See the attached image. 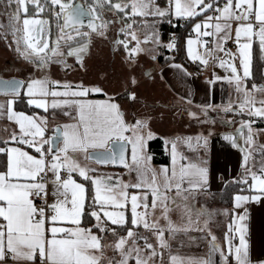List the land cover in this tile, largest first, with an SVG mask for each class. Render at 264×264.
Listing matches in <instances>:
<instances>
[{
	"label": "crops",
	"instance_id": "0c3cea01",
	"mask_svg": "<svg viewBox=\"0 0 264 264\" xmlns=\"http://www.w3.org/2000/svg\"><path fill=\"white\" fill-rule=\"evenodd\" d=\"M214 2L197 12L199 21L191 25L193 30L201 24L195 34L204 40L203 48L192 52L183 40L187 65L175 53L162 62L159 51L132 65L136 53L131 39L114 42L108 27L82 26L77 30L90 36L89 47L67 57L72 67H58L56 74L49 69L43 79L18 76L24 81L21 94L34 112L14 107L19 94L6 104L0 95L4 117L12 123L8 136L0 137L10 142L7 167L0 171V264H110L99 228L82 219L86 203L94 198L93 184L113 167L122 173L127 206L130 194L150 200L152 194H171L170 209L179 215L167 217L171 245L165 250L172 249L171 254L201 257L202 264H264V166L257 167L264 164V125L255 123L264 119V82L258 86L248 81L253 52L264 61V0H228L211 14ZM238 2L248 6L253 21L235 19ZM115 3L123 7L124 0ZM96 4L113 13L103 0ZM203 23L212 27L210 46ZM56 125L62 138L52 151L49 138ZM14 136L28 144H14ZM156 136L170 157L167 165L151 161L147 143ZM112 140L127 142L121 165L86 157L109 150ZM62 165L72 171L69 180L60 178ZM230 181L242 186L222 205V222L199 215L195 197H217ZM38 190L44 191L52 210L46 220L35 218L32 195ZM194 224L199 227L192 228ZM196 231L203 234L202 242L190 237ZM178 233H185L189 242L176 238ZM197 245L200 253L193 251Z\"/></svg>",
	"mask_w": 264,
	"mask_h": 264
},
{
	"label": "rangeland",
	"instance_id": "374dc122",
	"mask_svg": "<svg viewBox=\"0 0 264 264\" xmlns=\"http://www.w3.org/2000/svg\"><path fill=\"white\" fill-rule=\"evenodd\" d=\"M37 1L0 0V77L31 76L33 79H43L50 75L49 69H52V72L54 71V74H56L58 67H61L62 70H66L68 66L72 67L66 57L59 56L62 53L60 48L56 49L55 52L52 51L46 59L42 58L47 43H43L41 37L47 34L50 24L48 19L40 16H42L44 9L50 13L53 9L51 7L46 8L48 6L45 2L42 3L41 7L35 8ZM126 2L130 3V10L126 14H130L131 22L130 27L125 30L124 39H131L134 42L130 45V47H134L136 53L135 57L132 58V65L140 56L146 57L160 51L161 46L169 51L177 46L174 37L164 42L160 40L159 26L163 21L175 24L186 19L187 23L185 25H192L197 18L194 15L210 5V0H127ZM203 26L205 27L206 23H203ZM200 28L201 24L198 23L193 28V34L184 36L185 49L197 52L200 47L203 48L204 40L195 34L200 31ZM82 32L90 33L87 30ZM77 34L80 35L81 31L73 30L64 35L59 27L57 29L58 39L70 38ZM188 54L190 55L189 51ZM193 56L198 55L193 53ZM260 85L259 83L258 86ZM72 90L76 89L73 88ZM20 93H0V95H3L1 101L6 104ZM5 104L1 106H5ZM4 114V107H0L1 138L8 136L12 126V123L5 119ZM23 138L14 136L15 141L13 143L16 145L27 143L20 141ZM9 147L7 146L6 150ZM9 153L11 154V152ZM261 166H264V164L258 163L257 167ZM107 172H110L106 173L107 176L99 177V182L103 181L100 185L99 182L93 184L95 192L94 198L91 200L90 215L92 224L99 228L108 263L202 264L199 260L201 257L171 254L172 249L165 250L168 248L167 244L171 245L168 243L170 242L167 239L169 234L166 233L165 229L171 226L167 223V217L179 216L176 208H173L176 211L175 215L170 209L171 194L158 197L152 194L153 199L151 200L144 195L140 197L130 194V205L127 206V190L122 184L121 171L119 168L113 167ZM109 177L110 179L114 178L116 181L112 184ZM93 179L95 180V176H93ZM94 180L93 182H95ZM99 186L111 187V191L97 189ZM129 186H134L133 181H130ZM195 200L197 201L196 211L200 213L199 215L206 214V218L210 220L216 217L222 222L225 217V210L219 197L214 194H203L201 196L197 195ZM96 203L100 205L97 207L95 206ZM198 205H201V207L199 208ZM128 218L132 220L135 226L129 227L124 233H118L113 226L106 223L109 220L108 222L124 224ZM86 220L90 221V218L87 217ZM138 224L142 227L139 228ZM195 225L192 228L199 227ZM178 227L187 228L188 226L178 224ZM222 228V224L217 226L218 236L223 233ZM105 230L108 231L105 233ZM180 231H186V229ZM193 235L197 236L195 243L202 242L203 234L201 232L190 233L191 238H193ZM175 236H177L176 238L186 237L184 242H189L185 233H178ZM182 247L187 248L186 245ZM197 247L193 251L200 253L201 248L198 245Z\"/></svg>",
	"mask_w": 264,
	"mask_h": 264
},
{
	"label": "trees",
	"instance_id": "16d2710c",
	"mask_svg": "<svg viewBox=\"0 0 264 264\" xmlns=\"http://www.w3.org/2000/svg\"><path fill=\"white\" fill-rule=\"evenodd\" d=\"M45 2V4L51 5L48 0H38L37 3L35 4V8L41 7L42 3ZM52 6V5H51ZM34 9V8H33ZM34 11V10H33ZM198 16V15H196ZM195 16V17H196ZM179 21V19H178ZM191 25H181L180 22H176L175 24L169 22L167 23L166 21H163L160 26V40L161 41H167L170 40L174 37V35L177 36L176 39V44L178 45L179 40L182 36H185V31L190 28ZM160 55L158 56L159 60L162 62L167 60V54L170 53L168 49L165 47L161 46ZM175 59L180 60L184 64H188L186 59L184 58L181 50L175 52ZM264 61L260 54L256 51L253 52L252 56V70H251V76L248 78L249 83H255L259 84L261 82H264ZM14 107L19 110V111H24V112H34L36 108L33 106L29 105L25 99V97L20 93L16 99L13 101ZM256 125L262 126L264 125V119L263 118H256L255 121ZM10 144L8 141H4L0 139V171L5 170L7 167V152H6V147ZM148 147V152L151 155V161L154 164H164L167 165L170 162V157L168 153L164 149V142L163 139L159 136H156L148 141L147 144ZM119 166V165H118ZM241 184L238 181H230L227 182L224 186L222 191L217 195V197L220 198L222 204H229L232 195L239 191L241 189ZM89 198V197H88ZM91 202L86 203L85 206V211L83 213V223L87 225H93L92 224V218L90 215V209H91ZM89 217V220H86V218ZM0 223H2V218L0 216ZM107 224H110L115 228V230L118 233H124L129 227H132V223L130 219H127V222L124 224H118V223H112L106 221ZM95 226V225H93ZM108 231V230H107ZM105 230V232H107Z\"/></svg>",
	"mask_w": 264,
	"mask_h": 264
},
{
	"label": "flooded vegetation",
	"instance_id": "af4514ba",
	"mask_svg": "<svg viewBox=\"0 0 264 264\" xmlns=\"http://www.w3.org/2000/svg\"><path fill=\"white\" fill-rule=\"evenodd\" d=\"M84 2L85 6L88 8L90 14L92 17H94L97 22V25H103L108 27L107 29L112 31L113 41L114 42H120L124 38L125 30L130 27L129 24L131 22L130 20V14H126V12H129L130 10V3L126 2L127 0H124L123 7H118L116 5L117 0H103L104 4H108L112 8L111 15L110 13H107L105 9L98 6L95 2V0H81ZM52 8L53 11L51 13L44 9L42 16L46 19H48V22L50 24V29L47 31V34H45L44 37H41L43 43H47L45 46V51L43 52L42 58H47L50 56V53L53 51L55 52L56 49L60 48L62 51L61 55L64 57H69L73 53L80 54L85 53L89 47V39L90 36L83 35V34H77L70 38L65 39H58L57 37V29L59 27V30L64 34H68L69 32L81 28L79 27H72L65 29V19H68L72 16V13H64V10L60 8L53 7L51 5H48L46 8ZM86 27H90L89 23L86 22ZM58 56V58H59Z\"/></svg>",
	"mask_w": 264,
	"mask_h": 264
},
{
	"label": "water",
	"instance_id": "95a60500",
	"mask_svg": "<svg viewBox=\"0 0 264 264\" xmlns=\"http://www.w3.org/2000/svg\"><path fill=\"white\" fill-rule=\"evenodd\" d=\"M48 2L56 8L64 10V13H72V16L65 19V29L79 26H86L89 23L91 28L96 27L97 20L91 16L88 8L81 0H48ZM98 3V0H95ZM89 27V28H90ZM24 85L22 78L18 76L0 77V93H19ZM61 127L56 125L49 138V144L52 151H56L58 142L61 140ZM25 139H20L24 141ZM127 142L125 140H112L109 150L91 151L86 157L98 159L101 163H114L121 165L126 158Z\"/></svg>",
	"mask_w": 264,
	"mask_h": 264
},
{
	"label": "built area",
	"instance_id": "2783aa9c",
	"mask_svg": "<svg viewBox=\"0 0 264 264\" xmlns=\"http://www.w3.org/2000/svg\"><path fill=\"white\" fill-rule=\"evenodd\" d=\"M228 4V0H215L214 4L210 7L209 11L211 14H216L219 10H221L224 6ZM234 17L238 21H242L244 19H249L250 21H253V14L249 11L248 6L245 3L238 4L235 9H234ZM199 21V18L197 17L195 22ZM181 25H185L187 23L186 19H183L181 22ZM205 31L208 34L206 43L208 46L211 45L212 41L210 38L211 32H212V27L206 26ZM193 34V30L188 28L185 31V36ZM174 38L177 39V36L174 35ZM183 40L184 36H182L179 40V43L176 47H173L170 50V53H175L178 50L180 51L182 46H183ZM225 45V49H228V46L230 44L229 40H226L223 42ZM41 180H45V173L41 172L40 173ZM72 177V171L70 168H68L65 165H62L60 168V178L62 180H69ZM32 201H33V207L36 210L35 212V218L37 219H43L46 220L50 215H52V210L49 208V205L47 203L46 195L43 190H38L32 195ZM41 252L36 251V257L40 258Z\"/></svg>",
	"mask_w": 264,
	"mask_h": 264
}]
</instances>
